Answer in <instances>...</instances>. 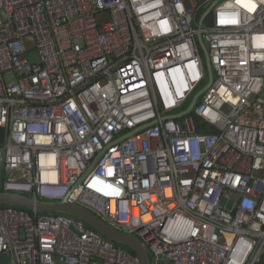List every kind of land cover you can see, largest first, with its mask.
Returning <instances> with one entry per match:
<instances>
[{
    "label": "built area",
    "instance_id": "built-area-1",
    "mask_svg": "<svg viewBox=\"0 0 264 264\" xmlns=\"http://www.w3.org/2000/svg\"><path fill=\"white\" fill-rule=\"evenodd\" d=\"M195 1L0 0V189L67 198L150 264H264V0ZM2 254L141 264L76 218L12 206Z\"/></svg>",
    "mask_w": 264,
    "mask_h": 264
},
{
    "label": "water",
    "instance_id": "water-1",
    "mask_svg": "<svg viewBox=\"0 0 264 264\" xmlns=\"http://www.w3.org/2000/svg\"><path fill=\"white\" fill-rule=\"evenodd\" d=\"M198 41L201 43L200 37H198ZM201 46L203 48V44H201ZM204 57L206 61V67L208 69V85H210L212 82V72L209 67L207 55L205 52H204ZM206 88L207 87L203 88L193 96L186 112H189L191 110L198 97L202 95V93L205 91ZM181 115L182 114H176L170 117L178 118ZM135 132L136 130L130 132L126 136H130ZM98 158L99 156L95 159V161H97ZM0 206H12L30 211H36L38 213L62 214L76 218L84 222L90 228L97 231L103 237L113 241L114 243L124 248L131 250L139 258L141 264H150L147 250L136 237L114 229L109 224H107L103 220L93 215L87 209L83 208L82 206L76 203L69 202L67 198H64L60 201L44 202V201L35 200L31 197H27L21 194L0 191ZM7 262H8V255L7 254L0 255V264H5Z\"/></svg>",
    "mask_w": 264,
    "mask_h": 264
},
{
    "label": "trees",
    "instance_id": "trees-1",
    "mask_svg": "<svg viewBox=\"0 0 264 264\" xmlns=\"http://www.w3.org/2000/svg\"><path fill=\"white\" fill-rule=\"evenodd\" d=\"M193 119H194V121L196 123L197 131H203L205 129V125H202L201 121L196 116H193ZM0 191H2V190L0 189ZM0 207H3V206H0ZM14 208L20 209V210H23V211H25V212H27L29 214H32V211H30V210H26V209H22V208H17V207H14ZM40 214H44V213H40ZM127 250H128L129 253L135 255L131 250H129V249H127Z\"/></svg>",
    "mask_w": 264,
    "mask_h": 264
},
{
    "label": "rangeland",
    "instance_id": "rangeland-1",
    "mask_svg": "<svg viewBox=\"0 0 264 264\" xmlns=\"http://www.w3.org/2000/svg\"><path fill=\"white\" fill-rule=\"evenodd\" d=\"M192 2H196V1H195V0H192ZM207 82H208V80L206 79V80L204 81V85H205ZM204 85H203V86H204ZM203 86L199 87L198 90L200 91V90L203 88ZM199 91H198V92H199Z\"/></svg>",
    "mask_w": 264,
    "mask_h": 264
}]
</instances>
